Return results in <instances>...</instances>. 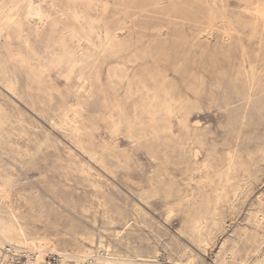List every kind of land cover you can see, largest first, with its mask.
<instances>
[{"label": "rangeland", "instance_id": "obj_1", "mask_svg": "<svg viewBox=\"0 0 264 264\" xmlns=\"http://www.w3.org/2000/svg\"><path fill=\"white\" fill-rule=\"evenodd\" d=\"M33 1L0 0V264H264V0Z\"/></svg>", "mask_w": 264, "mask_h": 264}, {"label": "bare ground", "instance_id": "obj_2", "mask_svg": "<svg viewBox=\"0 0 264 264\" xmlns=\"http://www.w3.org/2000/svg\"><path fill=\"white\" fill-rule=\"evenodd\" d=\"M18 1H19V0H18ZM31 1H33V0H31ZM36 1H37V0H36ZM33 2H34V1H33ZM20 3H21V2H20ZM31 3H32V2H31ZM28 4H29V2H28ZM28 4H27V7H28ZM52 4H54V3H52ZM13 6H14V5H13ZM40 6H41V4H40ZM40 6L35 5L34 3H32V5H31V7H30V11H29V13H30L31 15L40 16V14H41ZM53 6H54V5H53ZM22 7H23V6H22ZM27 7H26V8H27ZM9 8H10V7H9ZM9 8H8V9H9ZM15 9H16V8H15ZM20 10H21V9H20ZM6 12H7V10H6ZM19 12H20V11H19ZM7 13H8V12H7ZM5 14H6V13H5ZM18 14H19V13H18ZM42 14H43V13H42ZM63 15H64V14H63ZM22 16H23V15H22ZM12 17H13V16H12ZM15 18H16V17H15ZM18 18H19V17H18ZM20 18H21V17H20ZM25 18H26V17H25ZM27 18H28V17H27ZM27 18H26V19H27ZM45 18H46V17H45ZM51 18H52V17H51ZM52 20H53V19H52ZM17 21H18V20H17ZM8 22H9V21H8ZM10 22H11V21H10ZM12 22H13V21H12ZM14 22H15V21H14ZM34 22H35V21H34ZM34 22H33V23H34ZM45 22H46V20H45ZM6 23H7V22H6ZM46 23H47V22H46ZM9 24H10V23H9ZM9 24H8V25H9ZM15 24H16V23H15ZM17 25H18V24H17ZM19 25H20V23H19ZM25 25H26V24H25ZM7 27H8V26H7ZM14 27H15V26H14ZM25 27H26V26H25ZM28 27H29V26H28ZM28 27H27V28H28ZM11 28H13V27H11ZM18 28H19V27H17V29H18ZM22 28H23V27H22ZM40 28H41V27H40ZM23 29H24V28H23ZM25 29H26V28H25ZM25 29H24V30H25ZM35 29H36V28H35ZM19 30H20V29H19ZM24 30H23V31H24ZM41 30H42V29H41ZM84 30H85V29H84ZM3 31H4V30H3ZM16 31H17V30H16ZM14 32H15V30H14ZM20 32H21V31H20ZM17 33H18V31H17ZM22 33H23V32H22ZM33 33H34V32H33ZM0 34H1V31H0ZM29 34H30V33H29ZM32 35H33V34H32ZM44 35H45V34H44ZM51 35H52V34H51ZM30 36H31V35H30ZM38 36H40V35H38ZM52 37H54V36H52ZM207 37H208V36H207ZM17 38H18V37H17ZM19 38H20V37H19ZM87 38H89V37H87ZM36 39H37V38H36ZM55 39H56V38H55ZM120 39H121V36H120ZM91 40H92V39H91ZM28 41H29V40H28ZM38 41H39V40H38ZM38 41H36V42L38 43ZM84 41H85V40H84ZM86 41H87V40H86ZM111 41H112V40H111ZM88 42H89V41H88ZM26 43H27V42H26ZM88 44H89V43H88ZM88 44H87V45H88ZM23 45H24V43H23ZM23 45H22V46H23ZM37 45H38V44H37ZM85 45H86V44H85ZM85 45H83V46H85ZM92 45H93V44H92ZM28 46H29V45H28ZM73 46H74V45H73ZM93 47H94V46H93ZM21 48H22V47H21ZM21 48H20V49H21ZM24 48H25V47H24ZM27 48H28V47H27ZM81 49H82V48H81ZM85 49H86V48H85ZM85 49H84V51H85ZM113 49H114V48H113ZM79 50H80V49H79ZM87 50H88V49H87ZM90 50H91V49H90ZM90 50H89V51H90ZM106 50H107V49H106ZM106 50H105V51H106ZM37 51H38V50H37ZM93 51H94V50H93ZM28 53H29V50H28ZM31 53H33V52H31ZM84 53H85V52H84ZM107 53H108V52H107ZM118 54H119V53H118ZM28 55H29V54H28ZM80 55H81V54H80ZM82 55H83V54H82ZM85 55H87V54H85ZM114 55H115V54H114ZM79 58H80V57H79ZM4 59H5V58H4ZM0 60H1V59H0ZM136 61H137V60H136ZM1 64H2V61H1ZM1 64H0V65H1ZM80 65H82V64H80ZM116 65H117V64H116ZM0 67H1V66H0ZM87 67H88V65H87ZM94 67H95V66H94ZM125 67H126V66H125ZM92 68H93V67H92ZM118 68H119V67H118ZM0 69H1V68H0ZM122 69H123V68H122ZM76 70H77V69H76ZM108 70H109V69H108ZM81 71H82V70H81ZM82 72H83V71H82ZM127 72H128V70H127ZM89 73H90V72H89ZM105 73H106V72H105ZM113 73H114V72H113ZM113 73H112V74H113ZM118 73H119V72H118ZM1 74H2V73H1ZM73 74H74V73H73ZM82 74H83V73H82ZM114 74H116V73H114ZM114 74H113V76L116 77ZM2 75H3V74H2ZM92 75H93V74H92ZM98 75H99V73H98ZM110 75H111V74H110ZM0 76H1V75H0ZM9 76H10V75H9ZM106 76H107V75H106ZM255 76H256V75H255ZM73 77H74V75H73ZM79 77H80V76H79ZM93 77H94V76H93ZM121 77H122V76H121ZM121 77H119V79H120ZM239 77H241L240 74H239ZM76 78H77V77H76ZM248 78H249V77H248ZM253 78H255V77H253ZM1 79H2V78H1ZM71 79H72V78H71ZM78 79H79V78H78ZM85 79H87V78L85 77ZM111 79H112V77H111ZM117 79H118V78H117ZM121 79H122V78H121ZM256 79H257V78H256ZM93 80H94V79H93ZM112 80H113V79H112ZM123 80H124V79H123ZM129 80H130V78H129ZM241 80H242V79H241ZM249 80H250V79H249ZM253 80H254V79H253ZM5 81H6V80H5ZM5 81H4V82H5ZM20 81H21V79H20ZM125 81H126V80H125ZM141 81H142V80H141ZM238 81H239V80H238ZM255 81H256V80H255ZM72 82H73V81H72ZM87 82H88V81H87ZM122 82H123V81H122ZM249 82H250V81H249ZM78 83H79V82H78ZM88 83H89V82H88ZM144 83H145V82H144ZM254 83H255V82H254ZM20 84H21V82H19V85H20ZM122 84H123V83H122ZM125 84H126V83H125ZM249 84H250V83H249ZM72 85H74V83H72ZM117 85H118V84H117ZM126 85H127V84H126ZM128 85H129V84H128ZM260 85H261V84H260ZM262 85H263V84H262ZM4 86H5V85H4ZM81 86H82V85H81ZM85 86H86V85H85ZM85 86H84V87H85ZM92 86H93V85H92ZM92 86H91V88H92ZM231 86H232V85H231ZM238 86H239V82H238ZM249 86L251 87V85H249ZM86 87H87V86H86ZM119 87H120V86H119ZM122 87H123V86H122ZM130 87H131V86H130ZM132 87H133V85H132ZM150 87H151V86H150ZM253 87H254V85H253ZM263 87H264V85H263ZM23 88H24V87H23ZM127 88H128V86H127ZM75 89H76V87H75ZM82 89H84V88H82ZM116 89H117V88H116ZM140 89H141V88H140ZM150 89H151V88H150ZM231 89H232V88H231ZM237 89H238V88H237ZM86 90H87V89H86ZM121 90H122V89H121ZM126 90H127V89H126ZM126 90H125V91H126ZM128 90H129V89H128ZM130 90H132V89H130ZM156 90H157V89H156ZM234 90H235V88H234ZM257 90H258V89H257ZM260 90H261V89H260ZM20 91H22V90H20ZM77 91H78V90H77ZM80 91H81V90H80ZM116 91H117V90H116ZM148 91H149V90H148ZM201 91H202V90H201ZM231 91H233V89H232ZM248 91H249V93H251L250 90H248ZM150 92L152 93V91H150ZM153 92H154V91H153ZM233 92H234V91H233ZM238 92H239V91H238ZM238 92H237V93H238ZM244 92H246V91H244ZM17 93H19V92H17ZM23 93H24V92H23ZM23 93H22V94H23ZM124 93H125V95H126V92H124ZM138 93H139V92H138ZM154 93H155V92H154ZM154 93H153V94H154ZM230 93H231V92H230ZM239 93H240V92H239ZM253 93H254V91H253ZM261 93H263V92H261ZM261 93H260V94H261ZM30 94H31V93H30ZM36 94H37V93H36ZM76 94H77V93H76ZM127 94H128V93H127ZM131 94H132V93H131ZM15 95H16V94H15ZM23 95H24V94H23ZM25 95H26V94H25ZM78 95H79V94H78ZM156 95H158V94H156ZM243 95H244V94H243ZM243 95H242V96H243ZM249 95H250V94H249ZM252 95H254V94H252ZM257 95H258V94H257ZM262 95H263V94H262ZM173 96H175V94H174ZM240 96H241V94H240ZM130 97H131V96H130ZM130 97H129V98H130ZM144 97H145V95H144ZM148 97H149V96H148ZM152 97H153V96H152ZM154 97H155V96H154ZM246 97H247V96H246ZM27 98H28V97H27ZM31 98H32V97H31ZM129 98H127V99H129ZM149 98H150V97H149ZM230 98H231V97H230ZM243 98H244V97H243ZM248 98H249V97H248ZM252 98H253V97H252ZM254 98H255V97H254ZM127 99H126V100H127ZM140 99H141V98H140ZM140 99H139V100H140ZM143 99H144V98H143ZM151 99H152V98H151ZM155 99H156V97H155ZM159 99H160V98H159ZM173 99H174V98H173ZM182 99H184V98H182ZM245 99H246V98H245ZM256 99L258 100V98H256ZM25 100H26V99H25ZM156 100H157V99H156ZM164 100H165V99H164ZM259 100H261V99H259ZM29 101H30V100H29ZM132 101H133V100H132ZM141 101L144 102V100H141ZM150 101H151V100H150ZM150 101H149V102H150ZM153 101H154V100H153ZM172 101H173V100H172ZM189 101H191V100L189 99ZM248 101H249V100H248ZM254 101H256V100H254ZM143 102H142V103H143ZM149 102H147V103H149ZM159 102H160V101H159ZM162 102H164V101H162ZM175 102H177V100H176ZM175 102H174V103H175ZM192 102H193V101H192ZM28 103H29V102H28ZM123 103H124V102H123ZM125 103H126V102H125ZM132 103H133V102H132ZM164 103H166V102H164ZM167 103H168V102H167ZM174 103H173V104H174ZM182 103H185V104L187 105V102H182ZM229 103H230V102H229ZM249 103H250V102H249ZM253 103H254V102H253ZM262 103H264V102H262ZM120 104H122V103H120ZM136 104H137V103H136ZM151 104H152V102H151ZM129 105H130V104H129ZM141 105H142V104H141ZM159 105H160V104L158 103V106H157V107H159ZM167 105H168V104H167ZM167 105H166V106H167ZM186 105H185V106H186ZM188 105H189V104H188ZM188 105H187V106H188ZM191 105H192V104H191ZM247 105H248V104H247ZM262 105H263V104H262ZM139 106H140V104H139ZM143 106H144V105H143ZM161 106H162V105H160V107H161ZM164 106H165V105H164ZM168 106H169V105H168ZM177 106H178V105H177ZM183 106H184V105H183ZM189 106H190V105H189ZM252 106H253V105H252ZM255 106H256V105H255ZM263 106H264V105H263ZM133 107H134V106H133ZM149 107H150V106H149ZM170 107H171V106H170ZM121 108H122V107H121ZM167 108H168V107H167ZM184 108H186V107H184ZM190 108H192V107H190ZM130 109H131V106H130ZM140 109H141V107H140ZM154 109H155V108H154ZM165 109H166V108H165ZM174 109H176V108H174ZM259 109H262V108H259ZM157 110H158V109H157ZM176 110H177V109H176ZM179 110H180V109H179ZM262 110H263V109H262ZM129 111H130V110H129ZM162 111H163V107H162ZM171 111H173V110H171ZM183 111H184V110H183ZM185 111L188 112V110H185ZM189 111H190V110H189ZM121 112H122V111H121ZM126 112H127V110H126ZM131 112H132V110H131ZM135 112H136V111H135ZM146 112H147V111H146ZM150 112H151V111H149V113H150ZM159 112H160V110H159ZM175 112H176V111H175ZM187 112H186V113H187ZM260 112H261V110H260ZM129 113H130V112H129ZM151 113H152V112H151ZM164 113H165V112H164ZM186 113H185V114H186ZM139 114H140V112H139ZM127 115H128V114H127ZM127 115H126V116H127ZM129 115H130V114H129ZM129 115H128V116H129ZM147 115H148V113H147ZM161 115H162V114H161ZM179 115H180V114H179ZM187 115H188V114H187ZM128 116H127V118H128ZM144 116H146V115H144ZM163 116H165V115H163ZM168 116H169V115H168ZM177 117H178V116H177ZM181 117H182V116H181ZM186 117H187V116H186ZM119 118H120V117H119ZM121 118H122V117H121ZM130 118H131V117H130ZM133 118H134V117H133ZM135 118H136V116H135ZM152 118H153V117H152ZM167 118H168V117H167ZM123 119H124V117H123ZM149 119H150V118H149ZM170 119H171V118H170ZM170 119H169V120H170ZM180 119H181V118H180ZM158 120H159V119H158ZM163 120H164V118H163ZM183 120H184V116H183ZM188 120H189V119H188ZM124 121H125V120H124ZM128 121H129V120H128ZM131 121H132V120H131ZM139 121H140V119H139ZM139 121H138V122H139ZM143 121H144V120H143ZM160 121H161V120H160ZM180 121H181V120H180ZM125 122H126V121H125ZM125 122H124V123H125ZM129 122H130V121H129ZM163 122H164V121H163ZM170 122H171V121H170ZM186 122H187V120H186ZM142 123H143V122H142ZM149 123H150V122H149ZM164 123H165V122H164ZM0 124H1V123H0ZM136 124H137V123H136ZM162 124H163V123H162ZM166 124H167V123H165V127H163V128H166ZM186 124H187V123H186ZM120 125H121V124H120ZM122 125H123V124H122ZM142 125H143V124H141V126H142ZM127 126H128V125H127ZM146 126H147V124H146ZM146 126H144V127H146ZM161 126H162V125H161ZM171 126H172V125H171ZM183 126H184V124H183ZM128 127H129V126H128ZM136 127H138V126H136ZM144 127H142V128H144ZM180 127H182V125H181ZM186 127H187V126H186ZM79 128H80V127H79ZM142 128H140V129H142ZM170 128H171V127H170ZM182 128H183V127H182ZM184 128H185V127H184ZM187 128H188V127H187ZM133 129H135V128H133ZM152 129H153V128H152ZM160 129H161V128H160ZM171 129H172V128H171ZM171 129L169 130V132L172 131ZM180 129H181V128H180ZM189 129H190V128H189ZM129 130H131V128H130ZM136 130L138 131V129H136ZM166 130H167V129H166ZM121 131H122V130H121ZM123 131H126V130H123ZM133 131H135V130H133ZM146 131H147V130H146ZM155 131H156V130H155ZM155 131H154V132H155ZM182 131H183V130H182ZM182 131H181V132H182ZM185 131H187V130L185 129ZM189 131H190V130H189ZM192 131H194V130H192ZM135 132H136V131H135ZM143 132H144V131H143ZM183 132H184V131H183ZM131 133H132V132H131ZM138 133H139V132H138ZM145 133H146V132H145ZM148 133H149V129H148ZM150 133H151V132H150ZM193 133H194V132H193ZM128 134H129V133H128ZM140 134H141V133H140ZM143 134H144V133H143ZM146 134H147V133H146ZM189 134H190V133H189ZM196 134H197V133H196ZM196 134H195V135H196ZM74 135H75V134H74ZM129 135H131V134H129ZM132 135H133V134H132ZM185 135H188V134H185ZM191 135H194V134H191ZM146 136H148V135H146ZM154 136H155V135H154ZM159 136H160V134H159ZM142 137H143V136H142ZM148 137H149V136H148ZM155 137H156V136H155ZM189 137H190V136H189ZM191 137H192V136H191ZM136 138H137V137H136ZM138 138H139V137H138ZM194 138H195V137H194ZM196 138H197V136H196ZM185 139H186V137H185ZM189 139H190V138H189ZM189 139H186V140L188 141ZM199 139H200V138H199ZM0 141H2V140H0ZM149 141H150V140H149ZM152 141H153V140H152ZM187 141H186V142H187ZM195 141H196V140H195ZM80 142H81V141H80ZM186 142H185V143H186ZM197 142H198V141H197ZM145 143H146V142H145ZM193 143H194V142H193ZM138 144H139V143H138ZM141 144H142V143H141ZM149 144H150V143H149ZM182 145H183V144H182ZM137 146H138V145H137ZM146 146H147V145H146ZM81 147H82V146H81ZM110 148H111V147H110ZM112 149H113V148H112ZM112 149H111V150H112ZM114 150H115V149H114ZM115 152H117V151H115ZM113 153H114V152H113ZM115 155H116V154H115ZM92 156H93V155H92ZM121 156H122V155H121ZM114 157H116V156H114ZM117 157H118V156H117ZM117 157H116V158H117ZM94 158H95V157H94ZM111 158H112V157H111ZM231 158H232V157H231ZM108 159H109V158H108ZM108 159H106V160H108ZM112 159H113V158H112ZM116 160H117V159H116ZM126 160H128V159H126ZM114 161H115V159H114ZM111 162H112V160H111ZM106 163H107V165H108V162H105V164H106ZM114 163H116V162H114ZM118 164H119V163H118ZM124 164H125V163H124ZM124 164H123V165H124ZM107 165H106V166H107ZM111 165H112V164H111ZM126 165H127V163H126ZM121 166H122V164H121ZM108 167H109V166H108ZM113 167H114V166H113ZM126 167H127V166H126ZM111 168H112V166H111ZM109 169H110V168H109ZM112 169H113V168H112ZM116 169H117V166H116L115 170H116ZM83 170H84V169H83ZM115 170H114L113 172H115ZM230 170H231V169H230ZM110 171L112 172L111 169H110ZM82 172H83V171H82ZM85 173H86V171H85ZM87 173H88V172H87ZM87 173H86V174H87ZM128 174H129V173H128ZM224 175H225V174H224ZM230 175H231V174H230ZM228 176H229V175H228ZM159 177H160V176H159ZM221 177H222V176H221ZM224 177H225V176H224ZM220 179H221V178H220ZM223 179H224V178H223ZM227 180H228V178H227ZM220 181H221V180H220ZM223 181H225V180H223ZM151 182H152V181H151ZM228 182H229V181H227V183H228ZM218 183H220V182H218ZM221 183H222V181H221ZM220 185H222V187H223V184H220ZM217 188H218V187H217ZM3 189H4V187H3ZM218 189H219V188H218ZM5 190H6V189H5ZM221 190H222V189H221ZM232 208H233V206H232ZM1 212H2V211H1ZM3 212H4V211H3ZM10 213H11V211H10ZM6 215H7V214H6ZM11 215H12V214H11ZM11 215H10V216H11ZM261 216H262V215H261ZM6 217H7V216H6ZM198 218H199V217H198ZM2 219H3V218H2ZM6 219H7V218H6ZM0 220H1V219H0ZM199 220H200V219H199ZM10 221H11V220H10ZM12 221H13V220H12ZM202 221H203V220H202ZM0 222H1V221H0ZM2 222H4V221H2ZM207 222H208V221H207ZM14 223H15V222H14ZM6 224H7V223H6ZM7 225H8V224H7ZM16 225H17V224H16ZM198 225H199V224H198ZM1 226H2V225H1ZM202 226H204V225H202ZM26 228H27V227H26ZM28 228H29V227H28ZM194 228H195V226H194ZM196 228H197V227H196ZM201 228H202V227H201ZM9 229H10V228H9ZM19 229H20V228H19ZM1 230H2V229H1ZM1 230H0V231H1ZM7 230H8V229H7ZM12 230H13V229H12ZM12 230H11V231H12ZM200 230H201V229H200ZM200 230H199V231H200ZM8 231H9V230H8ZM1 232H4V230L1 231ZM12 232H13V231H12ZM18 232H19V231H18ZM10 233H11V232H10ZM10 233H9V234H10ZM19 233H20V232H19ZM200 233H201V232H200ZM5 234H6V233H5ZM9 234H8V235H9ZM20 234H22V233H20ZM155 234H156V233H155ZM2 235H3V234H2ZM15 235H16V234H15ZM26 235H27V234H26ZM35 235H36V234H35ZM13 236H14V235H13ZM31 236H32V235H31ZM200 236L202 237L203 235L201 234ZM35 237H36V236H35ZM40 238H41V237H40ZM7 239H8V238H7ZM30 239H31V238H30ZM43 239H44V238H43ZM201 239H202V238H201ZM203 239H204V238H203ZM205 239L208 240L207 238H205ZM199 240H200V239H199ZM10 241H11V240H10ZM33 241H34V240H33ZM39 241H40V240H39ZM11 242H12V241H11ZM199 242H200V241H199ZM34 243H35V241H34ZM201 243H203V242L201 241ZM17 244H18V243H17ZM26 244H27V243H26ZM35 244H36V243H35ZM206 244H207V243H206ZM39 245H40V244H39ZM27 248H28V246H27ZM37 248H38V247H37ZM39 248H40V246H39ZM43 248H44V247H43ZM29 249H30V247H29ZM30 250H31V249H30ZM34 250H36L37 253H41V254L39 255V257L42 256V255L45 253V251L42 250V249H34ZM89 250H90V249H89ZM107 251H109V250H107ZM86 252H87V251H86ZM88 253H89V252H88ZM91 253H92V252H91ZM93 253H94V252H93ZM108 253H109V252H108ZM88 255H89V254H88ZM89 256H90V255H89ZM89 256H83V257H84L85 259H88V258H90ZM91 256H92V255H91ZM82 259H83V258H82ZM104 259H105V260H104V261H105V264H117L116 259H115L114 257H112V256H111V257H109V255H108V256H105ZM79 260H80V259H79ZM78 262H79V261H78ZM80 262H81V261H80ZM80 262H79V263H80ZM119 262H121V261H119ZM134 263H135V262H134ZM134 263H133V264H134ZM122 264H123V263H122ZM138 264H139V263H138Z\"/></svg>", "mask_w": 264, "mask_h": 264}, {"label": "built area", "instance_id": "obj_3", "mask_svg": "<svg viewBox=\"0 0 264 264\" xmlns=\"http://www.w3.org/2000/svg\"><path fill=\"white\" fill-rule=\"evenodd\" d=\"M7 255L8 256H13L12 259H17V261H18L17 264L21 261L20 256L15 253V250L12 247H9L7 249ZM7 264H14V263H7ZM41 264H52V263H50V262L48 263V262L45 261V262H42Z\"/></svg>", "mask_w": 264, "mask_h": 264}]
</instances>
